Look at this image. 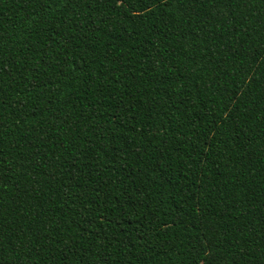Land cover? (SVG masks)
Segmentation results:
<instances>
[{"label":"trees","instance_id":"trees-1","mask_svg":"<svg viewBox=\"0 0 264 264\" xmlns=\"http://www.w3.org/2000/svg\"><path fill=\"white\" fill-rule=\"evenodd\" d=\"M0 264H264V0H0Z\"/></svg>","mask_w":264,"mask_h":264}]
</instances>
